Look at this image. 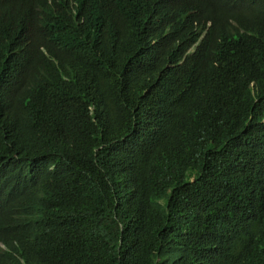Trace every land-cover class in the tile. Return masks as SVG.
I'll use <instances>...</instances> for the list:
<instances>
[{"label": "trees", "instance_id": "16d2710c", "mask_svg": "<svg viewBox=\"0 0 264 264\" xmlns=\"http://www.w3.org/2000/svg\"><path fill=\"white\" fill-rule=\"evenodd\" d=\"M29 1L0 0V264H264V0Z\"/></svg>", "mask_w": 264, "mask_h": 264}, {"label": "bare ground", "instance_id": "6f19581e", "mask_svg": "<svg viewBox=\"0 0 264 264\" xmlns=\"http://www.w3.org/2000/svg\"><path fill=\"white\" fill-rule=\"evenodd\" d=\"M26 1H27V0H26ZM32 1H33V0H32ZM32 1H31V2H32ZM34 1H35V0H34ZM31 2L29 1V3L32 5ZM36 2H37V0H36ZM36 2H35V3H36ZM233 2H234V1H233ZM27 3H28V2H27ZM38 3H39V2H38ZM24 5H25V4H24ZM27 7H28V6H27ZM31 8H32V7H31ZM26 9H27V8H26ZM29 9H30V8H29ZM29 9H28V10H29ZM36 10H37V9H36ZM30 11H31V10H30ZM26 12H27V11H26ZM34 12H35V11H34ZM24 14H25V13H24ZM30 14H32V13H30Z\"/></svg>", "mask_w": 264, "mask_h": 264}, {"label": "clouds", "instance_id": "9594fccd", "mask_svg": "<svg viewBox=\"0 0 264 264\" xmlns=\"http://www.w3.org/2000/svg\"><path fill=\"white\" fill-rule=\"evenodd\" d=\"M192 50H194V48Z\"/></svg>", "mask_w": 264, "mask_h": 264}]
</instances>
